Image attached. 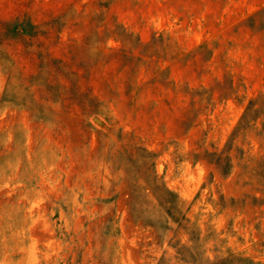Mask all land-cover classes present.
Wrapping results in <instances>:
<instances>
[{"label": "rangeland", "instance_id": "obj_1", "mask_svg": "<svg viewBox=\"0 0 264 264\" xmlns=\"http://www.w3.org/2000/svg\"><path fill=\"white\" fill-rule=\"evenodd\" d=\"M0 264H264V0H0Z\"/></svg>", "mask_w": 264, "mask_h": 264}]
</instances>
